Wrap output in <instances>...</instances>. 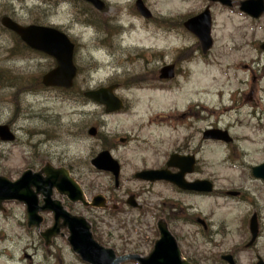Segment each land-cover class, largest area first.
<instances>
[{
  "label": "rangeland",
  "instance_id": "1",
  "mask_svg": "<svg viewBox=\"0 0 264 264\" xmlns=\"http://www.w3.org/2000/svg\"><path fill=\"white\" fill-rule=\"evenodd\" d=\"M102 1L104 10L84 0H0V124L9 125L17 136L13 143L0 141V174L15 180L29 164L54 161L70 167L94 196L106 192L110 182L114 185L91 166L97 153L113 148L117 156L120 138L136 135L130 156L138 147L140 155L148 156L142 149L151 147L156 123L166 125V118L181 115L193 123L199 117L203 124L194 121L198 128L228 131L233 142L204 141V175L214 191L183 199L203 213L209 231L201 223L176 218L172 229L192 244L188 251L198 264H226L221 259L226 254H234L238 264L264 260V181L251 170L264 162V16L255 20L239 8L207 0H143L152 13L147 18L137 9L139 0ZM208 6L214 44L203 54L199 39L183 23ZM4 16L22 25H54L71 35L78 44L80 70L71 90L41 85L54 60L26 51L2 27ZM171 63L177 64L178 75L162 82L160 70ZM114 84L126 101L125 111L106 114L84 97L89 90ZM92 127L98 133L94 137ZM229 191L240 195L227 196ZM254 214L260 237L246 248ZM24 216L21 205L0 213V264H78L68 250L61 254L63 263L46 262ZM109 222V232L123 234L117 221Z\"/></svg>",
  "mask_w": 264,
  "mask_h": 264
},
{
  "label": "flooded vegetation",
  "instance_id": "2",
  "mask_svg": "<svg viewBox=\"0 0 264 264\" xmlns=\"http://www.w3.org/2000/svg\"><path fill=\"white\" fill-rule=\"evenodd\" d=\"M170 65H174L175 77H177L179 72L177 64L171 63ZM165 120L167 121L166 126L162 123L155 125L151 147L142 149V151L150 152L148 156L140 155L139 147L134 152V156H130L128 148L133 141L137 140L136 135L121 138L123 144L119 148L122 150H119L117 156L115 154L120 166L117 190L115 194L108 193L106 201L104 200V204L107 203V205L102 211L84 206L81 203H73L54 188L51 192V199L60 202L63 210L70 216L84 217L90 223L96 242L102 246L114 248L122 256H146L149 254L160 238L158 224L162 222L171 228L170 230L174 234L184 258L190 264H198L196 257L193 256L194 253L188 251L192 244L188 243L180 230L175 231L172 227L175 218L182 222L198 223L200 221L204 223L203 213L193 209L190 203L186 205L183 201L184 198L188 199L187 197L191 199L203 198L204 192L182 189L175 183L182 182L184 185L201 186L199 182L203 183L205 180L203 166L205 131L203 128H198L200 124H203V119L197 117L193 119V123H190V116L181 115V117L174 119L168 117ZM171 121L176 123L170 124ZM194 121H200V124H196ZM184 157H193V165L190 167V172L185 171L184 181H180L177 176L182 172V169L176 167V164ZM48 163L54 167H59L53 161ZM46 166V163L43 162V164L30 165L28 169L41 171ZM146 171H155V179L145 180L141 173ZM168 177H170L169 180ZM108 178L111 180L110 176ZM226 195L236 197L240 193L229 191ZM173 196L177 199H174ZM45 199L43 194L38 195L40 217V225L37 230L38 250L51 255V258H45L46 261L63 263L61 254L67 250L71 252L68 242L69 232L63 228L62 232L56 236H45L47 231L55 225V219L60 218V214L57 215L52 210L56 204L48 205ZM90 199L88 198L89 201ZM114 212L118 221L121 222L120 226L124 228L123 234L115 235L114 232H108L106 221L109 215ZM253 216H257V224L260 226L258 214ZM130 222L134 223L136 227L134 231L127 230ZM60 225L67 227L63 219L60 220ZM205 228L206 232L209 231L208 226ZM109 239L110 241H118V243L112 244L108 242ZM232 255L237 263L236 256ZM76 261L81 263L77 258ZM132 263L137 264L136 262Z\"/></svg>",
  "mask_w": 264,
  "mask_h": 264
},
{
  "label": "water",
  "instance_id": "3",
  "mask_svg": "<svg viewBox=\"0 0 264 264\" xmlns=\"http://www.w3.org/2000/svg\"><path fill=\"white\" fill-rule=\"evenodd\" d=\"M86 1L98 7L99 10H104V3L101 0ZM210 1H219L226 6L232 5L231 0ZM137 7L144 17H151L150 12L145 9L141 0L137 2ZM241 8L251 16L259 18L264 13V0H247L242 3ZM2 25L18 34L30 48L43 52L56 60L57 67L43 77L44 85L64 88L72 87L73 80L77 74V68L73 62L75 46L65 34L52 27L35 25L23 27L9 17H4L2 19ZM184 26L188 31L198 37L204 53H207L213 43L211 38L212 20L210 11L206 10L201 15L189 19L184 23ZM261 48L264 50V43ZM172 72V67L164 68L162 71V78H171L173 76ZM116 88L117 85L108 88H100L86 93L85 96L97 104L105 106L106 112L108 113L118 112L124 109V104L123 101L115 95L114 91ZM90 134H96L94 128L90 130ZM14 138L15 136L12 134L8 126L0 125V139L2 141H12ZM205 138L229 141L226 136V132L218 130H210L206 132ZM189 162L190 160L188 158H184L179 166L186 168ZM92 163L100 170L112 172L116 181H118L119 166L109 151L101 152L99 156L92 161ZM153 173L154 172H146L142 175L145 176V178L152 179ZM253 174L254 176L260 177L264 180V164L255 168L253 170ZM68 176V172L64 169L48 173V178L45 180L41 178L40 174H33L31 171L25 172L21 178L15 182L10 181L6 177L0 176V209L3 208L2 203L5 201H18L26 203L28 205V225L30 228L35 225L37 226V198L36 194H34L31 190L32 187H36L37 192H43L46 194L48 192V187H56L59 191L66 193L77 192L79 193L77 198L80 197L82 199V192L79 189V185ZM179 180L182 181V177ZM180 184L184 188L187 187L183 185L182 182H180ZM189 188L193 190H200V186L196 185L189 186ZM50 193L51 192H48V198L50 197ZM101 199V196L96 197L93 205L101 206L98 205ZM50 203L51 202L49 200V204ZM62 215L65 216L67 223L70 224V243L74 251L83 261L90 264H120L127 259H136V257L118 258L112 249L104 248L94 241L90 228L84 220L70 218L65 214ZM57 229L58 228H56V230ZM251 230L253 233L252 244L257 236L255 218L251 221ZM170 241L174 243L172 249L168 248V243ZM226 259L233 264L231 257H226ZM140 262L142 264H184L180 259V252L173 237L166 229H163L162 240L156 244L151 255L147 258L140 259ZM258 264H264V262L260 261Z\"/></svg>",
  "mask_w": 264,
  "mask_h": 264
},
{
  "label": "trees",
  "instance_id": "4",
  "mask_svg": "<svg viewBox=\"0 0 264 264\" xmlns=\"http://www.w3.org/2000/svg\"><path fill=\"white\" fill-rule=\"evenodd\" d=\"M8 84L10 85L11 83L8 82ZM12 86H13V85H12ZM0 87H4V85H3V84H0ZM13 87H15V85H14Z\"/></svg>",
  "mask_w": 264,
  "mask_h": 264
}]
</instances>
